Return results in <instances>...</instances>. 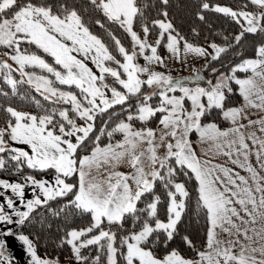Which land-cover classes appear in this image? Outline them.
<instances>
[{"label": "snow or ice", "instance_id": "1", "mask_svg": "<svg viewBox=\"0 0 264 264\" xmlns=\"http://www.w3.org/2000/svg\"><path fill=\"white\" fill-rule=\"evenodd\" d=\"M169 4L170 0H158V4L152 0H86L84 6H77L68 0H0V48L7 50L3 54L17 66L13 68L7 61H0V80L12 95L18 93V85L27 83L45 101L70 105V109L58 112L45 110L42 116L11 106L3 109L8 119L0 128V170L11 168L18 174L25 167L33 172L51 170L54 181L31 174L23 177V183L0 179V197L4 200L0 203V264H13L12 256L5 254L11 239L19 240L26 248L30 264H60L59 258L44 259L38 255L35 241L29 235H18L12 226L30 222L38 209L50 207L49 202L65 197L69 198L67 207L88 215L91 221L85 228L67 232L62 242L71 246L75 264H88L82 249L90 246L108 253L107 264H121L120 257L123 264H264V175L249 163L252 148L248 143L251 141L256 146L255 157L264 171V39L255 47V58L244 59L232 69L230 76L221 74L222 78L215 83L208 80L209 87L189 88L183 80L174 81L170 75L152 70L153 65L167 67L158 54L161 45L171 54L170 58L181 59L192 54L211 64L239 45L246 34L264 37V0H245L240 10L201 0L197 13L200 21H206L205 12H213L230 18L240 28L236 35L224 36L221 44L211 42L207 48L194 45L181 35L170 18ZM249 6H252L250 10ZM86 10L102 14L108 22L126 31L139 52L135 48L126 49L120 39L109 33L124 62L118 60L102 39L90 32L83 15ZM138 21L139 34L134 30ZM96 23L105 27L99 19ZM24 43L35 45L53 57L66 74L40 55L22 50ZM148 51L150 55L145 54ZM73 53H81L85 58L92 54L90 58L99 75ZM138 56L147 64L137 63ZM105 62H112L123 71L106 66ZM28 67L45 70L59 85L75 86L81 97L61 91L46 76L25 71ZM17 70L20 76L27 77L26 81L13 78ZM237 71L251 75L237 79ZM106 75L113 78L114 84L104 82ZM195 79L202 77L197 73ZM230 80L239 85L245 106L226 108V93L232 91L227 83ZM9 95V91L0 87V96ZM153 96L159 98L158 105L149 103ZM186 101L191 102L190 106H186ZM117 106L127 111L125 119L119 120L111 130H107V124L97 130V118L105 113L109 117L117 115L110 111ZM249 108L258 110L257 119L249 118ZM213 109L220 110L234 127L221 130L215 123L202 124V118ZM152 120H156L157 128L147 126ZM135 121L142 122L143 127H136ZM97 131L99 135L92 136ZM193 132H198L201 142L208 144L205 156L213 149L225 157L235 155L237 159L231 163L246 169L255 187L238 172L213 165L211 160H201L189 139ZM116 134H121L122 139L99 146L101 136L111 140ZM90 136L97 146L91 155L81 157L78 151L87 147ZM10 144L26 145L28 150ZM144 145L147 147L141 150ZM158 148L165 149L163 157L157 154ZM169 161L194 174L199 182V200L210 223L203 247L196 248L184 237L186 247L194 250L193 255H185L176 248L161 255L151 247L158 233H163L167 241L173 240L185 209L184 198L189 195L183 183L174 182L177 169ZM121 165L134 171L131 174L117 171ZM94 171L102 178L97 179ZM73 176L78 181L68 182ZM157 181L165 188L174 189L167 192L166 222L158 216L160 197L154 195ZM29 186L32 198H26ZM149 193L154 199L146 208H138V203ZM21 206L26 210H20ZM62 211H53V215L59 216ZM141 212L146 213V219L140 220ZM127 217L137 220L139 227L118 243L116 232L106 227L123 228ZM94 259L99 264L100 256Z\"/></svg>", "mask_w": 264, "mask_h": 264}, {"label": "trees", "instance_id": "2", "mask_svg": "<svg viewBox=\"0 0 264 264\" xmlns=\"http://www.w3.org/2000/svg\"><path fill=\"white\" fill-rule=\"evenodd\" d=\"M69 4H74L77 6H84L86 0H68ZM201 0H170V4L167 7L169 11L170 18L173 20L174 25L177 27L178 31L182 36L188 39L189 42L197 46H205L211 42L221 44L223 42L224 36H234L239 31V26L233 22L230 18L223 17L219 14L213 12H205L206 21H200L197 18V13L200 12L198 5ZM213 4H220L223 6H229L234 10H240L242 4L245 0H210ZM153 4H158V0H152ZM252 6H249V10ZM86 25L89 27L92 34L98 36L109 48L110 52L116 56L118 60L123 62V58L118 54L114 41L112 40L109 33L116 36L120 39L121 44L126 49H133L134 44L131 41L130 35L119 28L118 25L108 22L102 14L98 12H93L91 10H86L83 13ZM156 15L155 9L152 10V17ZM152 17H149L150 19ZM99 19L102 23L105 24L104 28H101L96 20ZM134 30L138 33L141 32L139 26V21L134 24ZM195 30V32L193 31ZM198 33V35L196 34ZM261 39L259 34L253 37L251 34H246L245 39L241 41L239 45H236L229 53L222 55L219 60L212 61L211 64L207 65L208 76H215L223 74L224 76L232 75V69L237 67L244 59L255 58V47L258 46ZM22 47V46H21ZM27 49L29 53H35L40 55L41 58L45 59L49 64L54 65L55 67L60 68L59 65L55 64L54 58L49 56L47 53H44L41 49L37 48L35 45H30L27 43L23 44L22 50ZM7 51L6 49L0 48V61H3L2 54ZM163 52V45L159 48V53ZM107 66L117 68V70L122 72V69H119L117 65L112 62H107ZM14 68V67H13ZM215 68L216 71L213 72L212 69ZM40 71L38 69L29 68L25 71ZM48 76L54 79L51 74L46 73ZM244 72L237 71L235 73L236 78L238 79L242 76ZM13 78L23 79L20 76L19 70L13 72ZM24 80V79H23ZM110 80V79H109ZM111 81V80H110ZM112 84L114 83L111 81ZM230 85L232 91L226 93L227 100L225 101L226 108L236 106L240 103L241 97L238 91V85L235 83V80L227 81ZM55 87H58L61 91L72 92L77 94L78 97H81L79 89L75 86L69 87L67 85H59L54 81ZM0 87H3L5 90L9 91V97L5 98L0 96V128L4 127L6 119H8L7 113L3 110L4 108L11 106L17 109L18 111L31 113L34 115H44L45 110L56 109L57 112L62 109H70V105L63 104L62 102L51 103L45 101L40 93L36 92L35 89L24 83L18 85V93L16 95L11 94L10 88L0 80ZM119 87V86H117ZM148 91H159V89H147ZM178 94V93H176ZM35 101H39L40 104L37 105ZM136 98L132 99L134 104ZM151 104H159L160 100L158 97L153 96V99L149 102ZM111 112L117 113L109 117L108 113L99 116L96 120L95 126L97 130L104 128V125L107 124V130H111L119 120L125 119L127 111H121L120 106L110 110ZM70 115H73L70 111ZM57 120L59 116L57 115ZM80 123L79 120H77ZM202 122H216L222 128L226 126V121L222 116V112L218 109H213L208 112L205 117L202 118ZM136 127H143V123L139 121L134 122ZM148 127H156V120L148 122ZM99 135V131L94 132L92 136ZM92 136L89 137V141H86L87 147L82 148L81 151H78V155L81 157L83 155H91V152L97 146L92 143ZM122 139L121 134H116L111 140L106 136H101L99 141L100 147H105L108 143H115L118 140ZM9 146H14L10 144ZM173 167L177 169L173 180L175 183H183L185 189L188 191L189 195L185 200V209L182 214L180 223L177 225V234L174 236L173 240L167 241L163 233L156 234V238L153 240L151 247L158 254H164L168 249L176 248L181 250L185 255H193L194 250L188 249L184 243V237H187L192 241L196 248H201L205 245L206 234L210 227L209 220L206 215V210L202 206V201L199 200V184L195 179L193 173L188 169L181 170L178 165H175L172 161H169ZM186 173V174H185ZM35 175L37 178H47L54 177V174L51 170L47 173L43 172H33V170L23 169V172L18 174L13 171L11 168L7 171L0 170V179L21 182L23 183V177L27 175ZM165 174V173H162ZM78 178L73 176L68 179V182H77ZM169 190H174L171 188H165L160 181L156 182V187L154 189V195L160 197V203L158 205V216L162 221L167 220V208L169 206V198L167 192ZM152 193L147 194L146 197H143L141 202L138 203L137 207L140 209L146 208L147 203L154 199ZM68 197L58 199L56 201L49 202L50 207H44L37 210V212L32 214L30 222H25L24 225H17L14 230L17 234L29 235L31 239L35 241V247L37 254L45 259H55L59 258L60 262H65L71 255V246L66 243H62L66 237V233L73 229H82L89 225L90 218L88 215H81L77 210H74L70 207H67ZM63 211L59 216L53 215V211ZM146 213H140V220L146 219ZM104 227V225H102ZM139 223L133 217H127L125 225L123 228H118L115 225H107L106 230L111 228L112 231H115L117 234V240L122 239L124 236L130 234L131 231L137 229ZM96 234V233H93ZM86 254V255H85ZM97 255L100 256L99 264H107L108 253L105 250L98 249V246H90L86 248L84 256L88 258V264H97L94 257ZM120 262L123 264V257H120Z\"/></svg>", "mask_w": 264, "mask_h": 264}, {"label": "crops", "instance_id": "3", "mask_svg": "<svg viewBox=\"0 0 264 264\" xmlns=\"http://www.w3.org/2000/svg\"><path fill=\"white\" fill-rule=\"evenodd\" d=\"M68 44H69V46H72L71 42H69ZM73 55L76 56L77 59H81L89 68L92 69V71L95 74L99 75V69L96 67V65L92 62V60L90 58V56L92 54H89V58H85L81 53H73ZM250 75H251V72L244 73L238 79L248 78ZM238 91H239V85H238ZM240 97H241L240 103L238 105H236V106H233V107L245 106L246 102L244 101V99H243V97L241 95H240ZM233 107H228V108H233ZM248 111L251 113V116L249 117L250 119L255 120V119L258 118L259 113H258L257 109L249 108ZM225 121H226V126L224 128H222L216 122H206V123H203L202 121L201 122L204 125L209 124V123H215L221 130H228V129L234 127V125L231 123V121H229V120H225ZM242 122L247 124V120H244ZM157 127H158V125L155 128H157ZM258 135H259V133H258ZM189 139L192 141V147L195 149L197 156L201 160H211V163L213 165H220V166H223V167H227L228 169L233 170L235 172H238L240 175H243L247 179H249V185L250 186H252L253 188L255 187V181H253L251 179V174L249 172H247L246 169L240 168L238 164L231 163L232 159H237V157L235 155H233V157H231V158L225 157L222 154H217L215 149H213L209 156H205L204 153L208 149V144H204V143L201 142L200 137H199V133L198 132L191 133L190 136H189ZM248 143H249L250 147L252 148V154L249 157V163L254 168H256L257 171L260 172L261 175H264V171H261L260 166L257 163L256 157H255V151L257 150L256 146H253L251 144V141H248ZM146 147H147L146 145L142 146L141 150H143ZM225 150H227V149H225ZM164 153H165V149L164 148H158V153L157 154L159 156L163 157ZM240 159L242 160V158H240ZM145 168L147 170V162L145 164ZM116 170L124 172L125 174H131L134 171L133 169H131L127 165H121ZM216 174L220 175V176H223V173H220V172H217ZM93 175L97 179H101L102 178L100 176V174L96 173L95 171H94ZM198 184H199V182H198ZM254 194L257 195V196L260 195L259 193H254ZM26 198H30V196H27ZM3 202H4L3 198L0 197V203H3ZM236 207H239V206L236 205ZM255 226L259 227V225H255ZM18 235H20V234H18ZM11 249L15 253V259H18L21 264H30V257L28 256V254L26 252V248L24 246H22V244H21V242L19 240L11 239V241H10V243L8 245V249H7L6 252L11 253Z\"/></svg>", "mask_w": 264, "mask_h": 264}, {"label": "rangeland", "instance_id": "4", "mask_svg": "<svg viewBox=\"0 0 264 264\" xmlns=\"http://www.w3.org/2000/svg\"><path fill=\"white\" fill-rule=\"evenodd\" d=\"M69 42L70 41H68L67 43H69ZM21 46L23 47V44ZM22 47H21V49H22ZM203 47L207 48L208 45H205ZM134 48H135V46H134ZM135 50L137 52H139V49L138 48H135ZM209 51H211V49H209ZM145 54L146 55H150V51L146 52ZM158 54L161 55V57L165 60L167 67H163V66H159V65H153L152 66V70L162 72L165 75H170L173 78L174 81L176 79H178V78H181V77H184V76L194 75V74H197V73L202 74L205 77L206 82L208 80H212L213 83H215L217 81V79L222 78L221 75H217V76H215V78H213V76H208V73L209 72H207V70H206L208 63L204 59L199 58V57H196V56H194L192 54H189V55H187L185 57H182L181 59L170 58L171 54L166 50V48L164 46H163V52L162 53H159V49H158ZM2 56H3V61H7L8 63L12 64V66L14 68L17 67L14 64V62L11 61L7 56H5L4 54H2ZM0 57H1V55H0ZM137 63H139L142 66L147 64V62L143 59L142 56H138L137 57ZM52 66L55 67L54 65H52ZM106 66H107V64H106ZM29 68H33V67H28L26 69H29ZM55 68H57V70L61 71L63 74H66V70L62 69L61 66H60V68H58V67H55ZM34 69H38L40 71L34 70V71H27V72L32 73L34 75H38V76L39 75H43V76H46L49 79H52L53 81H55V78L53 79L50 76H48L46 74L47 72L45 70H41L39 68H34ZM23 79L26 81L27 80V77H23ZM109 79L111 81H113V78L111 76L106 75L104 82L112 85V82ZM116 86H118V85H116ZM184 86L189 87V88H195L197 86H200V87H209L208 83H207L206 86L200 85V84L184 83ZM148 92H152V91H148ZM170 95H182V94L181 93H178V94H176V93H170ZM190 103H191L190 101H186V106H190ZM14 146L19 147V148H23L25 150H28V148H27L26 145H14ZM44 179H48L50 182L54 181V177H47V178H44ZM9 182H14V181H9ZM27 196H30V198L32 197V191H31L30 186L26 188V197ZM20 210H26V209H24L21 206L20 207ZM16 226L17 225H14L12 227L15 228ZM85 250H86V248L85 249H82V255H84ZM5 254L12 256V258H13V264H21L18 259H15V253H14V251L12 249H11V253L6 252ZM60 264H75V261L73 259V253H72V251H71L70 257L65 262H60Z\"/></svg>", "mask_w": 264, "mask_h": 264}, {"label": "water", "instance_id": "5", "mask_svg": "<svg viewBox=\"0 0 264 264\" xmlns=\"http://www.w3.org/2000/svg\"><path fill=\"white\" fill-rule=\"evenodd\" d=\"M198 74H199V73H198ZM196 75H197V74L190 75V76H184V77L178 78V79H176V80H183L184 83L200 84V85H204V86H206V85H207V82H206L205 77H204L202 74H199V76L202 77V79H200V80H196V79H195Z\"/></svg>", "mask_w": 264, "mask_h": 264}]
</instances>
